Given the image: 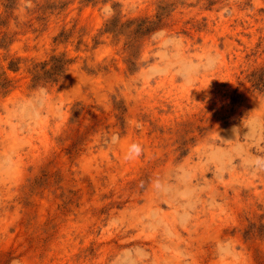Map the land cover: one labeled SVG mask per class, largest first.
Listing matches in <instances>:
<instances>
[{"label": "rangeland", "instance_id": "1", "mask_svg": "<svg viewBox=\"0 0 264 264\" xmlns=\"http://www.w3.org/2000/svg\"><path fill=\"white\" fill-rule=\"evenodd\" d=\"M0 264H264V0H0Z\"/></svg>", "mask_w": 264, "mask_h": 264}, {"label": "trees", "instance_id": "2", "mask_svg": "<svg viewBox=\"0 0 264 264\" xmlns=\"http://www.w3.org/2000/svg\"><path fill=\"white\" fill-rule=\"evenodd\" d=\"M87 1L92 2L96 0H87ZM156 25L157 23L155 22L151 23L147 20H132L127 23L121 24L119 17H115L108 22L106 32L120 35L130 30L131 28L135 27V29H133L130 33L132 35V38L135 40L137 38L144 37L145 35L152 33L156 29ZM52 61H60V59L54 57ZM53 69L59 70L62 68L60 66L55 65L53 66Z\"/></svg>", "mask_w": 264, "mask_h": 264}]
</instances>
